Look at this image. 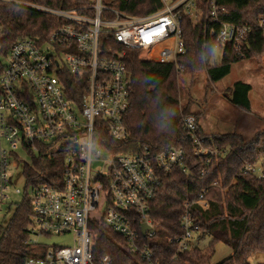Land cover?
<instances>
[{"label":"built area","instance_id":"2783aa9c","mask_svg":"<svg viewBox=\"0 0 264 264\" xmlns=\"http://www.w3.org/2000/svg\"><path fill=\"white\" fill-rule=\"evenodd\" d=\"M0 1L63 22L42 43L32 38L17 40L9 48L5 64L0 62V201L8 198L16 175L11 174V168L21 163L24 190L14 193L26 194L31 206L26 244L38 245L31 237L74 238L73 247H45L42 255L27 258L25 264H112L107 256L97 262L93 258L95 241L89 215L102 199L106 206L100 221L106 228L123 238L130 255H137L144 264H159L140 244L134 226L139 224L141 233V226L146 225L144 237L154 236L149 206L162 175L175 169L188 172L182 149L167 147L153 153L147 146H138L124 150L127 133L123 119L130 97L125 51H139L143 60L152 63L175 64L184 54L181 21L187 16L193 22L203 18V51L210 38L213 52L222 54L230 46L243 59L250 28L221 23L218 15L223 10L215 6V0H205L204 11V0H160L162 9L139 18L105 7L102 0H91L88 9L92 15ZM104 11L115 19L101 20ZM182 128L189 135L195 157L219 155L217 150L203 148L208 140L197 136L193 115L182 119ZM43 148L62 152L61 178H53L51 184L32 185L23 167L31 165ZM20 153L29 159L27 163ZM241 173L262 178L264 161L245 166ZM205 192L203 189L184 205L179 221L183 233L169 239L178 251L192 250L191 240L199 232L190 207L206 210Z\"/></svg>","mask_w":264,"mask_h":264},{"label":"trees","instance_id":"16d2710c","mask_svg":"<svg viewBox=\"0 0 264 264\" xmlns=\"http://www.w3.org/2000/svg\"><path fill=\"white\" fill-rule=\"evenodd\" d=\"M12 1L92 15L88 9L91 0ZM205 3L204 0L203 11ZM104 6L138 18L162 9L160 0H115ZM215 6L223 10L218 15L221 23L250 28L243 59L229 46L217 62L209 64L213 41L207 39L203 51V18L193 22L187 16H182L181 21L184 54L177 57L175 64L145 61L139 51H125L123 57L130 95L129 109L123 119L127 133L124 150L133 151L138 146H147L153 153L167 147L182 149L188 172L175 169L162 175L148 214L155 235L142 237L139 224L134 226L140 244L152 252L159 264H210L217 244L232 251V256L219 264H250L253 256H264V173L260 179L241 173L245 166L255 165L264 157V129H255L247 141L234 132L205 135L198 125V115L190 110L191 101L180 104L179 76L194 77L204 71L207 80L214 85L230 74L233 65L245 59L264 57V0H215ZM114 19L112 13L102 12L101 20ZM61 25L63 22L55 17L0 1V60L17 40L32 38L42 43ZM108 45L112 47V41ZM250 91L248 84L236 82L228 102L250 112ZM189 115L196 119L197 136L208 140L203 148L217 150L218 156H194L189 135L182 128V119ZM62 164L61 151L49 152L43 148L31 165L23 167V174L32 185L51 184L53 178L60 181ZM213 183L216 185L212 186ZM203 189H206L207 209L191 206L190 210L199 234L209 238L207 248L205 251L197 247L178 251L176 243L169 239L182 235L179 221L184 205L191 203ZM31 216L30 202L24 194L0 233V264H25L27 258L44 253V246L26 244ZM90 229L95 241V262L107 256L112 264H144L137 255L129 254L123 238L107 229L102 221L97 226L90 225Z\"/></svg>","mask_w":264,"mask_h":264},{"label":"rangeland","instance_id":"374dc122","mask_svg":"<svg viewBox=\"0 0 264 264\" xmlns=\"http://www.w3.org/2000/svg\"><path fill=\"white\" fill-rule=\"evenodd\" d=\"M115 0H102V5H107ZM220 51L211 54L209 64L217 62L221 57ZM2 65L5 59L1 60ZM249 83L252 87L250 93L251 112L246 113L243 110L227 104L230 90L234 83ZM180 104H185L189 99L191 101V112L199 115L200 123L207 125L218 134L236 133L249 140L253 136L255 129H264V57L251 58L243 60L232 66L230 74L221 82L211 84L203 72L194 77L181 75L178 78ZM222 121L225 123L223 125ZM227 126V127H225ZM24 163L29 159L22 153L19 154ZM264 161L262 157L258 163ZM257 163V164H258ZM22 164L19 163L11 168V174H16L11 186L7 191L8 198L0 201V233L5 229L10 220L16 205L21 201L22 195H16V189L24 190V181L21 177ZM106 201L101 200L96 211L89 215L90 224L97 226L102 218ZM30 240L38 245L47 248H71L74 246L72 235L64 237H31ZM209 238L195 234L191 240V247H197L203 251L206 250ZM214 254L211 257L210 264H219L228 257L232 256V251L223 244L214 246ZM250 264H264V256L255 255L249 261Z\"/></svg>","mask_w":264,"mask_h":264},{"label":"crops","instance_id":"0c3cea01","mask_svg":"<svg viewBox=\"0 0 264 264\" xmlns=\"http://www.w3.org/2000/svg\"><path fill=\"white\" fill-rule=\"evenodd\" d=\"M245 84H248V85L251 87V85H250L249 83H245ZM251 91H252V87H251ZM251 91H250V93H251ZM250 93H249V101H250V103H251ZM226 102H227V104H230L228 101H226ZM230 106H232V105L230 104ZM233 107H234V106H233ZM235 108H236V107H235ZM250 110H251V104H250ZM250 112H251V111H250ZM246 113L250 114L249 112H246ZM196 115H197V114H196ZM222 123H223V125L225 124L223 121H222ZM198 125H199V127L201 128L202 132H203L205 135L218 134V133L214 132L215 130H213V129H210V131H212V132H209V129H208L207 125H203V124L200 123V117H199V115H198ZM225 127H227V126H225ZM228 133H230V132H228ZM226 134H227V133H226Z\"/></svg>","mask_w":264,"mask_h":264},{"label":"water","instance_id":"95a60500","mask_svg":"<svg viewBox=\"0 0 264 264\" xmlns=\"http://www.w3.org/2000/svg\"><path fill=\"white\" fill-rule=\"evenodd\" d=\"M146 230H148V227L146 225H142L141 226V235L144 237L145 236V232Z\"/></svg>","mask_w":264,"mask_h":264}]
</instances>
